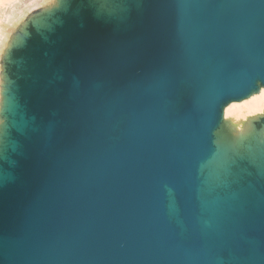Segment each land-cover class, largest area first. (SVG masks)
Wrapping results in <instances>:
<instances>
[{
	"label": "water",
	"instance_id": "1",
	"mask_svg": "<svg viewBox=\"0 0 264 264\" xmlns=\"http://www.w3.org/2000/svg\"><path fill=\"white\" fill-rule=\"evenodd\" d=\"M152 4L137 31L131 12L117 27L96 20L126 34L120 51L66 80L53 68L64 84L47 109L21 101L46 126L13 130L22 152L2 162L15 177L0 187V264H213L228 250L247 259L252 243L264 264V209L210 251L196 200L218 105L264 83V0Z\"/></svg>",
	"mask_w": 264,
	"mask_h": 264
},
{
	"label": "bare ground",
	"instance_id": "2",
	"mask_svg": "<svg viewBox=\"0 0 264 264\" xmlns=\"http://www.w3.org/2000/svg\"><path fill=\"white\" fill-rule=\"evenodd\" d=\"M69 3L70 0H0V127L6 130L0 187L15 177L2 162L13 165L9 153L22 152L11 132L29 136L43 132L46 126L21 102L17 79L10 76L8 64L15 63L16 76L21 72L28 74V64L15 58L13 52L24 46L31 30L47 38L46 33L60 22L56 14L66 11ZM87 3L95 20L117 27L128 21L130 3L138 11L141 0H87ZM215 135L211 152L198 165L196 189L197 220L203 242L210 251L222 245L227 247L235 228L250 223L264 209V83L256 80L255 87L246 94L226 100ZM168 214L183 232L185 227L171 190ZM254 248L252 243L245 260H238L228 250L227 259L215 256L213 264H257Z\"/></svg>",
	"mask_w": 264,
	"mask_h": 264
},
{
	"label": "rangeland",
	"instance_id": "3",
	"mask_svg": "<svg viewBox=\"0 0 264 264\" xmlns=\"http://www.w3.org/2000/svg\"><path fill=\"white\" fill-rule=\"evenodd\" d=\"M154 2L155 0H143L140 12H131V22L135 25L136 31L143 23L144 17L147 18L151 8H155V4H152ZM56 16L59 17L60 22L55 23L52 30L46 33L47 38L31 30L24 46L13 52L15 58H20L28 64L26 71L28 74L21 72L16 76L18 69L15 63L10 61L8 64L10 76L17 79L21 101L26 99L29 106L39 104L38 107L42 110L47 109L56 97V86L62 88L64 84L57 81L49 82L52 79L50 72L53 68L67 75L66 80L75 67L82 64L87 57L89 60V56L93 55L94 59H98L102 52L114 51L117 55L121 49L120 41L126 38V34L111 35V25L105 26L94 20L87 0H70L66 11L59 12ZM94 29L98 36L89 37ZM33 72L38 73V78L35 80L30 76ZM221 106L222 103L218 105L216 115L218 119L209 131V144L216 137L215 129ZM13 136H15L14 131L11 134V137Z\"/></svg>",
	"mask_w": 264,
	"mask_h": 264
},
{
	"label": "snow or ice",
	"instance_id": "4",
	"mask_svg": "<svg viewBox=\"0 0 264 264\" xmlns=\"http://www.w3.org/2000/svg\"><path fill=\"white\" fill-rule=\"evenodd\" d=\"M6 136V130L0 127V161L4 160V140Z\"/></svg>",
	"mask_w": 264,
	"mask_h": 264
}]
</instances>
